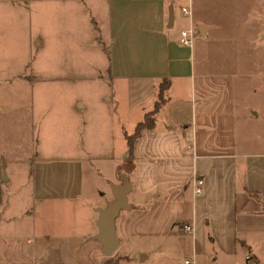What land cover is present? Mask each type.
I'll list each match as a JSON object with an SVG mask.
<instances>
[{
	"label": "crops",
	"instance_id": "crops-1",
	"mask_svg": "<svg viewBox=\"0 0 264 264\" xmlns=\"http://www.w3.org/2000/svg\"><path fill=\"white\" fill-rule=\"evenodd\" d=\"M194 1L32 0L38 20L50 7L48 27L38 22L34 34L45 45L42 67L104 89L74 93L64 141L46 142L44 126L28 121L29 145L0 147V264H108L119 256L124 264L131 259L114 253L135 237L188 248L186 264H246V253L264 264V4H202L238 9L234 33L235 19L208 18ZM188 26L194 35L184 45L179 31ZM157 101L129 157L126 137ZM118 170L130 183L129 206L114 216L118 245L107 254L95 236L96 208L113 196L99 203L92 193L101 175L120 182ZM182 222L192 229L181 231Z\"/></svg>",
	"mask_w": 264,
	"mask_h": 264
},
{
	"label": "rangeland",
	"instance_id": "rangeland-1",
	"mask_svg": "<svg viewBox=\"0 0 264 264\" xmlns=\"http://www.w3.org/2000/svg\"><path fill=\"white\" fill-rule=\"evenodd\" d=\"M209 1L220 4L224 0H195L194 2L195 5L197 3V6L203 9L202 4H207ZM262 3L264 4V0ZM49 8L47 6L41 9L43 15L40 17V21L36 13L34 14L32 0H26L24 3L23 0H0V104L4 107L2 111L4 116L0 118V147L5 150L11 149L13 144L25 146L29 143L28 121H33V125L44 126L46 142H55L56 138L60 142L64 141L66 136L64 126L71 123L74 117V114L71 113L73 108L72 96L80 89L83 91L88 88L86 82H75L69 77H53L49 62L46 63V67L41 65V61H45L42 58L45 45L43 44L42 47L38 44L35 45L36 36L34 34L38 28V22L41 23L40 26L46 25L48 27ZM203 12L208 18L210 16L217 21L226 19V16L231 17V19H235L233 30L238 28L236 18H239L238 15L241 16L238 9L233 8L229 10L228 14H224L222 8L209 11L203 9ZM60 17L62 20L65 19L63 15ZM57 19H59V15L56 16L55 20L57 21ZM239 19L242 21L243 18ZM250 26L251 23L243 25L242 34L247 32ZM262 29H264V25H262ZM262 48L264 50V46ZM63 68L67 69L66 67ZM257 68L260 66L255 65L251 70V75L258 71ZM261 68L264 69V65ZM24 73H31L34 78L29 79L25 76L19 78L17 76V74ZM7 76H11L10 79ZM88 89L101 91L104 88L98 81L92 82ZM261 93L263 92L258 91V99ZM257 105L264 109V103L261 99ZM29 132L31 133V130ZM122 144L123 141L118 140L116 148H120ZM20 151L25 152L24 149ZM106 162L108 161L101 160L99 165L107 167L109 163ZM130 165V160H127L123 167L125 170H129ZM90 166L96 167L97 165L91 164ZM108 171L109 168L106 172ZM118 172L121 174L120 170ZM112 180H115V177L99 176L95 184V188L99 190L92 193L94 195L92 200L95 198L94 201L102 203L104 199L110 198L111 187L109 182ZM165 244V241L163 242L161 239L135 237L129 240L127 244H120L114 254H126L131 259L124 264H186L182 259L188 255V248L177 245L180 249H175L172 246H164ZM142 253H146V258L138 260ZM104 258L96 249L93 259L99 263ZM118 258H112L111 264H118Z\"/></svg>",
	"mask_w": 264,
	"mask_h": 264
},
{
	"label": "water",
	"instance_id": "water-1",
	"mask_svg": "<svg viewBox=\"0 0 264 264\" xmlns=\"http://www.w3.org/2000/svg\"><path fill=\"white\" fill-rule=\"evenodd\" d=\"M172 5L168 7V19L172 21ZM120 182L110 183L113 198L106 201L102 207H97L96 216V238L101 242L100 249L104 253H111L118 245V238L114 232V216L121 207H128L126 202V193L130 190V183L126 174L119 175ZM256 264V263H255Z\"/></svg>",
	"mask_w": 264,
	"mask_h": 264
},
{
	"label": "built area",
	"instance_id": "built-area-1",
	"mask_svg": "<svg viewBox=\"0 0 264 264\" xmlns=\"http://www.w3.org/2000/svg\"><path fill=\"white\" fill-rule=\"evenodd\" d=\"M180 11L185 15L190 14L189 5H187V6L186 5H180ZM179 32H180L179 41L184 45L191 44L192 38L194 35V31H193L192 27L188 26L187 28H182ZM200 190H201V179L197 178V179H195V182H194L193 191L195 193H197ZM179 227H180L181 231H189L192 229V225H190L189 223H186V222L180 223ZM245 260H246V264H255L254 259H252L251 255L249 253L245 254ZM191 261L192 260H190V259H184V262H187V263H192Z\"/></svg>",
	"mask_w": 264,
	"mask_h": 264
},
{
	"label": "trees",
	"instance_id": "trees-1",
	"mask_svg": "<svg viewBox=\"0 0 264 264\" xmlns=\"http://www.w3.org/2000/svg\"><path fill=\"white\" fill-rule=\"evenodd\" d=\"M159 102H155L154 104V107H153V110L146 113L145 114V117H144V120L143 121H140V122H137L135 125V129L132 133H130V135H127L126 137V141H127V146H128V149H127V152H128V156L131 154V148H132V144H133V138L140 132V130L145 127V125L147 124H150L151 123V116L153 114V112L156 110L157 106H158ZM130 157V156H129ZM111 262H113V259L112 258H108L107 259V263L108 264H111ZM117 264V263H116Z\"/></svg>",
	"mask_w": 264,
	"mask_h": 264
}]
</instances>
